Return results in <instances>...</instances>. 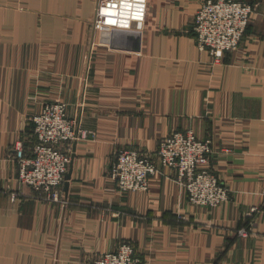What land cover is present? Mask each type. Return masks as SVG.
<instances>
[{"label": "crops", "instance_id": "obj_1", "mask_svg": "<svg viewBox=\"0 0 264 264\" xmlns=\"http://www.w3.org/2000/svg\"><path fill=\"white\" fill-rule=\"evenodd\" d=\"M203 1L148 0L136 52L98 43L96 0H0V264H94L122 241L141 264H264V0L218 61L193 30ZM46 102L66 104L88 132L65 147V206L36 198L14 158L33 145ZM187 130L212 139L228 201L192 206L161 165L148 191L118 190L109 173L120 150L156 157L164 137Z\"/></svg>", "mask_w": 264, "mask_h": 264}, {"label": "built area", "instance_id": "obj_2", "mask_svg": "<svg viewBox=\"0 0 264 264\" xmlns=\"http://www.w3.org/2000/svg\"><path fill=\"white\" fill-rule=\"evenodd\" d=\"M260 0H204L193 21V30L201 50H208L221 60L240 46L252 14ZM148 11V0H96L92 28L98 43L111 47L114 32L142 33ZM33 145L14 147L19 166V180L29 186L36 198L64 206L62 195L71 164L68 144L88 137L76 129L61 102H46L34 118ZM214 145L211 138L200 139L193 130L174 131L159 144L156 157L136 149H122L112 164L109 176L122 193L148 191L151 178L159 166L173 170L187 193L192 206L217 207L230 199L225 186L212 166ZM16 194L12 199L16 200ZM257 209L253 208L251 213ZM250 225L238 230L240 237L250 234ZM94 264H141L135 245L122 241L116 249L101 254Z\"/></svg>", "mask_w": 264, "mask_h": 264}, {"label": "water", "instance_id": "obj_3", "mask_svg": "<svg viewBox=\"0 0 264 264\" xmlns=\"http://www.w3.org/2000/svg\"><path fill=\"white\" fill-rule=\"evenodd\" d=\"M111 48L125 49L130 51H140L141 48V34L140 33H127V32H114L111 37ZM71 174H66V190L69 186L68 180Z\"/></svg>", "mask_w": 264, "mask_h": 264}]
</instances>
